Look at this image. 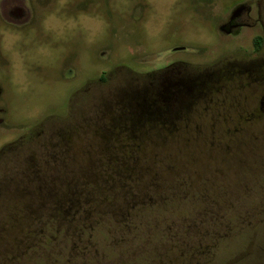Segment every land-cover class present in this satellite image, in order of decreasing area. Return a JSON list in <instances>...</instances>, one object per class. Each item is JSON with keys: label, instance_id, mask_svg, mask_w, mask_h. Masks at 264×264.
<instances>
[{"label": "rangeland", "instance_id": "obj_1", "mask_svg": "<svg viewBox=\"0 0 264 264\" xmlns=\"http://www.w3.org/2000/svg\"><path fill=\"white\" fill-rule=\"evenodd\" d=\"M241 2L251 0H0V264H43L41 230H29L21 209L27 201L8 189L61 128H75L66 158L73 159L78 171H70L79 184L95 177V185L99 174L105 185L136 187L121 168L129 156L121 149L142 146L135 156L143 178L135 179L150 182L145 202L133 208L123 244V234L109 232L111 218L94 224L92 264L263 261L264 121L226 120L224 106L247 98L249 111L259 108L245 76L232 75L227 89L215 85L201 93L193 86L190 118L174 124L175 135L170 124L155 122H134L137 129L126 132L137 119V93L154 84L162 93L187 68L148 76L154 70L174 62L200 70L243 51L250 30L228 35L220 29ZM19 8L22 15L10 14ZM191 76L192 83L201 81ZM108 121L115 128L106 140L98 137L103 149L94 151L90 126L100 133ZM199 242L205 254L196 259L191 250Z\"/></svg>", "mask_w": 264, "mask_h": 264}, {"label": "flooded vegetation", "instance_id": "obj_2", "mask_svg": "<svg viewBox=\"0 0 264 264\" xmlns=\"http://www.w3.org/2000/svg\"><path fill=\"white\" fill-rule=\"evenodd\" d=\"M17 11L19 14H23L21 8L18 10H10V14L17 16ZM6 22L8 23V21ZM220 29L223 33L228 35L237 34L243 29H248L251 31L250 40L244 45L243 51L240 54L236 51L231 55H227L214 66L195 70L191 69L185 62H174L154 70L152 74L148 76L156 78L161 75L163 77V75H166L175 66H183L185 69H191L189 71L186 69L179 81L169 78V80H167L168 85L164 86L162 93L160 87L156 86L157 84L153 85L154 89L152 88L151 91H147V88L140 90L141 92L137 93V99L135 100L137 105V123L155 122L157 124H170V134L175 135L177 131L174 130V124L190 118L192 107L191 99L194 96L190 95V91L193 86L196 87V89L200 88L201 93H203L205 89H208L210 92L211 89L213 90V88H215V85H222V87L227 89L231 83L230 77L232 75L240 77L245 76L248 82L244 81L245 83L243 82V85L251 87L256 100H259V108L255 107L254 110L249 111L248 105L246 104L247 98H242L239 101L236 100L238 104H235V100L228 101L224 105L226 107V120L231 118L232 121L238 123L245 121H264V0H251V3H239L223 17ZM195 74L197 78H201V81L192 83L193 78L191 75ZM176 92L180 94L178 95L179 99L175 98L177 95ZM182 92H184V94H181ZM207 93L208 92H206V94ZM210 101L211 103H215L212 95ZM111 125L112 123L108 121L105 134L112 131L111 127H113V125ZM74 129L71 130L70 128L64 130V128H61L53 130L50 136L46 137L41 143L39 151L36 152V155H39V160L28 163L22 171L15 174L16 176L19 174L20 177L15 179V184L12 188L9 187V189L13 190V195L16 196L20 195L19 193L16 194V190L19 189L17 186L19 185V187L24 188L23 190L25 193L23 195L21 194V199L27 201L28 210L31 209L32 203L38 202V195H32L31 197L28 194L32 187L38 189L43 186L46 191L42 193L41 197H44V201H54L55 198L58 200L65 199L62 188H60L58 192L51 190L50 187L54 182H57V184L60 183V185H63L65 182H67V185H69L70 182H73V184L77 182L75 180V174H72L70 178L69 175L65 173L66 170H77L73 159L70 157V159L66 158V151L70 153L71 150V148L69 150L68 148L70 147L69 145H71L70 141ZM90 130L88 140L89 147H94V151H101L103 145L97 140L98 137L106 140V136L98 133L95 126H90ZM224 133L225 132L222 134ZM239 133L240 131L238 134ZM251 135V137L257 138L260 136V133H253ZM28 137L29 134L22 135L4 147L13 146L21 140H26ZM94 164L95 162L93 165ZM88 180L92 182V180H95V177L92 180L91 178ZM35 206L37 208L40 207L38 204Z\"/></svg>", "mask_w": 264, "mask_h": 264}, {"label": "trees", "instance_id": "obj_3", "mask_svg": "<svg viewBox=\"0 0 264 264\" xmlns=\"http://www.w3.org/2000/svg\"><path fill=\"white\" fill-rule=\"evenodd\" d=\"M137 108V105H136ZM137 115V109H136ZM138 119V118H137ZM135 119V122L137 121ZM111 123V122H110ZM134 123V122H133ZM126 125V132L132 135L137 129L134 124ZM137 123V122H136ZM113 130L115 125L112 122ZM111 125V126H112ZM110 129V130H111ZM107 130L100 131V134L105 135ZM131 138L129 137V140ZM127 141L128 143L130 141ZM135 149H128L127 145L121 149L124 151L126 148V153L129 156H123L121 165L125 172L129 173L132 181L136 182V187L131 186L123 191V187L119 186L116 182L109 183L110 185H105L101 175H97L98 182L95 185L89 182L79 184L77 182H70L67 185L65 182L63 185L54 182L50 187L52 191L58 192L60 188L63 189L65 194V199L58 200L55 198L54 201H44L42 198V193L46 190L42 186L38 189L34 187L31 188L28 193L31 197L32 195H38V202L31 204V209L28 210L27 204L25 208L22 209V214H25L27 222H31L29 230L38 229L41 230V246L44 248V254H42L43 264H92L94 262V251H92L91 242L94 240V224L102 222V220L109 219L113 222L114 227L108 226L109 232L114 233V236L118 234H123L122 243L127 240L126 233H128V227L132 226L131 216L134 214L133 208L137 209L141 204H144L141 200L146 198L147 190L149 188V181L139 182V177L143 178L141 169H139L138 158L135 156L140 154L141 144ZM128 149V150H127ZM137 152V153H136ZM114 155V159H115ZM126 158V163L128 164L124 168V159ZM116 160H118L116 158ZM102 165V163H99ZM98 166V165H97ZM69 177H72L71 171L66 170ZM140 173V174H139ZM138 179H135L137 178ZM68 179V178H67ZM129 179V178H128ZM106 180H104L105 182ZM124 182V181H123ZM140 185V186H139ZM60 186V187H59ZM19 189L16 190V194H24V188L17 186ZM138 188V191H137ZM11 190L8 189V192ZM127 191V192H126ZM27 194V195H28ZM75 198V199H74ZM22 199H19L21 201ZM38 204L40 207H36ZM34 206V207H33ZM138 206V207H137ZM111 218V219H110ZM39 222V224H38ZM28 229V226H25ZM123 227V228H122ZM124 229V230H123ZM28 231V230H27ZM202 232V231H201ZM192 234L200 240L203 239L204 234L198 232L197 228H192ZM32 235V234H31ZM120 236V235H118ZM95 242V240H94ZM183 242L181 241V244ZM185 246V252H190V245ZM187 246V247H186ZM204 248L200 247V242L191 250V254L196 257H201ZM261 254V253H260ZM93 256V257H92ZM197 259V258H196ZM10 264V263H7ZM258 264H264V259Z\"/></svg>", "mask_w": 264, "mask_h": 264}, {"label": "water", "instance_id": "obj_4", "mask_svg": "<svg viewBox=\"0 0 264 264\" xmlns=\"http://www.w3.org/2000/svg\"><path fill=\"white\" fill-rule=\"evenodd\" d=\"M250 262H248V260H246V261L243 262V264H249ZM254 264H255V262H254Z\"/></svg>", "mask_w": 264, "mask_h": 264}]
</instances>
